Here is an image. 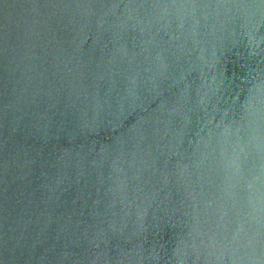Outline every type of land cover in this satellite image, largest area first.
Instances as JSON below:
<instances>
[{
	"label": "water",
	"instance_id": "95a60500",
	"mask_svg": "<svg viewBox=\"0 0 264 264\" xmlns=\"http://www.w3.org/2000/svg\"><path fill=\"white\" fill-rule=\"evenodd\" d=\"M0 264H264V0H0Z\"/></svg>",
	"mask_w": 264,
	"mask_h": 264
}]
</instances>
